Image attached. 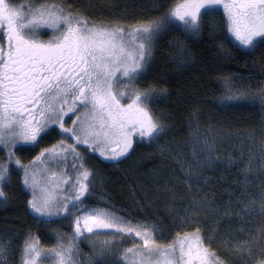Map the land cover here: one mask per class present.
Instances as JSON below:
<instances>
[{"label":"snow or ice","instance_id":"1","mask_svg":"<svg viewBox=\"0 0 264 264\" xmlns=\"http://www.w3.org/2000/svg\"><path fill=\"white\" fill-rule=\"evenodd\" d=\"M152 10L161 15L129 22L127 17L90 18L66 0H0V207L9 202L5 187L11 188L15 174L31 197L26 210L37 226L66 220L71 229L70 235L52 229L57 240L52 248L27 226L22 244L14 247L17 230L6 229L0 234V264H13L17 253L19 264H80L84 240L92 243L95 256H115L116 264H225L213 248L216 239L229 244L241 264H264V181L255 196L248 188L257 162L264 175V138L258 157L249 149L246 161L243 152L238 159L227 158L229 166L244 165L243 179L219 204L204 188L213 183L206 170L222 162L223 137L193 124L191 141L167 152L178 165L161 189L169 197L170 228L97 194L102 178L90 166L91 155L119 163L134 150L135 140L158 143L171 131L154 108L167 91L147 82L162 36L178 31L199 42L207 28L222 57L233 59L235 48L264 58V0H155ZM45 28L52 33L47 39ZM172 46L181 62L191 59L183 40L176 38ZM244 79L218 78L219 105L258 107L264 114V81L255 91L241 90L236 80ZM246 135L253 141L255 132ZM18 152L35 155L24 163ZM253 215L261 222L245 240L231 224L218 230L225 216L244 221ZM209 216L212 223L205 229ZM129 242L131 247H123Z\"/></svg>","mask_w":264,"mask_h":264},{"label":"trees","instance_id":"2","mask_svg":"<svg viewBox=\"0 0 264 264\" xmlns=\"http://www.w3.org/2000/svg\"><path fill=\"white\" fill-rule=\"evenodd\" d=\"M22 1L24 0H14V2ZM66 2L93 19L110 16L116 19L127 17L128 21L132 22V18L135 17L161 15L160 12L152 10L155 0H66ZM176 38L183 40L187 45L191 59L185 57L181 62L178 58V50L172 46ZM228 46L231 48V45ZM232 55L233 59H227L219 54L212 38L208 35L207 28L199 42L185 37L178 31H173L159 39L154 48L147 82L155 83L158 88L167 91V98L154 108L158 113L164 114V123L171 131L158 143L137 141L133 146L134 150H131L122 162L93 164L104 178L103 184L106 186L107 196L111 197L112 202L119 208L137 215L138 218L155 217L166 227L172 226V218L168 212L169 197L161 189L178 166L167 152L175 149L178 144L189 142L194 131L193 124H198L204 129L211 128L213 132L222 135L223 138L219 142L221 157H228L230 152L234 158L240 157L237 149L240 148L241 143L235 140L236 136H246L253 131L257 133V139L262 135L261 120H264V114L258 107L255 110L228 109L218 103L217 98L221 94L218 78L221 76L233 79L237 76L245 77L244 80H236V87L241 90L251 87L255 91L259 88L260 82L264 81V58L259 52L255 56H245L232 48ZM183 151L187 153L189 149L184 148ZM33 155L35 153L19 152L23 161L32 158ZM3 156L4 152L0 149V158ZM257 169L258 167H255L254 184L249 186V191L254 196L258 194L259 185L264 181V175ZM206 175L212 178L213 183L210 187L204 188V192L209 194V198L214 196L219 204L229 200V193L238 191V185L243 178L240 164L229 166L226 158L225 161L213 165L211 170H206ZM5 192L9 195V202L6 206L0 207V233L6 229H16L17 247L23 239L26 226L39 236L41 243L50 245L55 238L52 229L60 231V227L67 225L65 221H61L51 225L50 228L37 226L28 215L26 190L21 187L19 177L15 174L11 188L5 187ZM179 207L182 205H177V208ZM249 218L254 227L261 222L258 215L246 219ZM212 219L211 216L208 217L204 223L205 229L212 223ZM239 221L234 216L231 221L225 216L218 230L223 231L229 224L238 227L240 222L243 223L245 220ZM222 245L220 239H216L213 243L215 249L221 250ZM106 259L95 260L93 264H116V261L110 260L108 263Z\"/></svg>","mask_w":264,"mask_h":264},{"label":"rangeland","instance_id":"3","mask_svg":"<svg viewBox=\"0 0 264 264\" xmlns=\"http://www.w3.org/2000/svg\"><path fill=\"white\" fill-rule=\"evenodd\" d=\"M24 1L22 2H15V3H24ZM44 35V38L47 39L52 33H51V29H47L45 28L43 30V33ZM154 53V51H153ZM201 130H205L204 128H200ZM193 133V132H192ZM256 132H255V136L253 137V141H250L248 136L246 135H243V136H236L235 137V140H239L240 143H241V146L239 149H237V151L239 152V156L241 154V152H243L244 154V157H247L246 159H248V154H249V149H252V151L256 154V156L258 157L259 155V152H258V148H259V142L262 138H264V136L260 135L259 139H257V136H256ZM192 139V134H191V138L189 140V142L191 141ZM222 140V139H221ZM137 141H139V139L135 140L134 141V145L137 143ZM146 143L148 142L146 139L144 140ZM133 145V146H134ZM2 150V149H1ZM184 150V149H183ZM81 151H83V148L81 149ZM131 151V150H130ZM185 152V151H184ZM226 153V152H225ZM247 154V155H246ZM17 155H19V152L17 153ZM219 155L221 156V153H219ZM229 156H232L231 152L230 154L228 155ZM228 157H221L222 158V161H225V158L227 159ZM234 158V156H232ZM31 159V158H29ZM29 159H26V160H22L24 163H27ZM89 159L91 160V165L90 166H94L93 164H97V163H109V162H112V161H106L104 160L102 157H99L98 153L97 154H93L89 157ZM123 159V158H121ZM238 159V157H237ZM246 159L244 158V160L246 161ZM178 166V165H177ZM95 169L97 168L96 166H94ZM240 167L243 169L244 165L243 164H240ZM256 167H258L257 171H259V168H260V165L258 164V162L256 163ZM255 169L249 174L248 176V188H250V184H254L253 182V176H254V173H255ZM100 177L102 178V182L97 184V194L99 195L100 193H104L106 194V186H104V178L101 176L100 172L98 171ZM243 177V176H242ZM243 179V178H242ZM252 188V186H251ZM107 195V194H106ZM31 197L30 196H27V199H30ZM114 203V202H113ZM116 205V204H115ZM117 206V205H116ZM118 207V206H117ZM119 208V207H118ZM155 218V217H154ZM140 219H143V218H140ZM149 219H152V218H149ZM238 220V219H237ZM240 222V221H239ZM244 222H246V224H244ZM243 223L240 222V225H238V227H234L232 226V228L235 230V229H241V231L237 232L236 235H237V238L239 240H245L248 238V234L249 232H255L258 228L257 227H254V225H252L251 221H250V218L249 219H245ZM65 223L67 224L66 226H63V228L60 227V231H57L59 233H64V234H68L70 235L71 234V229L69 227V222L65 220ZM48 228V227H47ZM3 232H1L0 234H3ZM36 234V233H35ZM10 235V233H9ZM37 235V234H36ZM18 237V236H17ZM15 237L13 239V244H14V247H17L16 246V238ZM92 239H95V238H92ZM23 242V239L20 243V245L22 244ZM135 243H139L138 240L135 241ZM45 248H52V247H55L56 244H57V240L56 238H54V242L51 243L50 245H44L43 243H41ZM217 244V243H216ZM219 245V244H217ZM87 246V247H85ZM132 246V243L129 242V243H126L123 245V247L127 248V247H131ZM223 248L220 250V249H215V247L213 246L214 250L217 251V253L221 256V259L225 261V264H230V261H235L240 263L241 264V261L239 259V257H236V256H232L229 251H228V248H229V244H223L222 245ZM18 248V247H17ZM79 251H80V255L78 257L79 259V262L80 264H89V261H91V264L94 263L95 260H103L105 258H107L106 260H108V263L110 262H114L116 261V257L115 256H112V255H108L104 258H101V257H97L94 255V252H95V249L93 248V245L92 243H90V241L88 240H84L82 242H80L79 244ZM13 264H19V253H17L16 255V259L13 261ZM49 264H52L51 260L49 261Z\"/></svg>","mask_w":264,"mask_h":264}]
</instances>
